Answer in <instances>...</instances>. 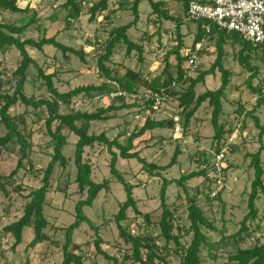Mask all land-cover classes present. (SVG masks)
Wrapping results in <instances>:
<instances>
[{"label": "rangeland", "instance_id": "1", "mask_svg": "<svg viewBox=\"0 0 264 264\" xmlns=\"http://www.w3.org/2000/svg\"><path fill=\"white\" fill-rule=\"evenodd\" d=\"M65 1L18 0V6L28 9V12L22 15L6 12L2 18L7 24L21 25L22 18H29L33 11H37L40 13L37 26L41 28L31 27L23 36L24 40H39L45 33L47 38L56 37L62 44L82 51L85 63L76 55L67 53L65 56L53 47H45L42 52L28 49L30 56L38 62L44 73L54 76V85L61 93L101 84L97 71V59L100 55L97 43L104 42L113 28L128 25L135 19L132 11L135 0H112L110 10L91 22L88 7L99 0H90L79 21L67 27L68 11L62 7ZM154 1L163 2L164 10H167L171 16L182 19L181 35L185 48L181 51V56L185 58L187 52L193 48L197 24L187 19L182 3L176 0ZM106 17H110L111 20L107 21ZM54 19L55 22H53ZM129 37L135 44L144 46L143 62L139 61L136 52L127 56L126 49H122L116 53L109 64L112 68H117L121 74H124L129 68L154 80L162 76L168 63L169 73L173 76L176 75L179 60L176 54L169 55L176 50L179 43L176 25L153 14V9L148 2H143L140 5V20L130 30ZM215 45L216 39L207 41L200 54L202 63L198 74L209 70L214 64L217 55ZM238 50L239 47H226L225 68L231 72V80L223 99L224 115L221 117V122L227 126L228 131L232 132L225 136L223 142L232 139L231 148L233 151L224 164L221 184H216L212 166L217 146H220L221 143L218 144L214 141L215 132L211 124L213 109L208 103L204 104L196 114L187 136L176 134L174 129L172 131L155 130L146 132L141 138L134 141L133 152H138L140 157L148 163L163 168L170 165L177 146L184 152L178 158L177 163L167 171L161 172L160 176H149L136 160L119 159L117 163V169L126 182L134 187L133 194L140 212L138 215L130 209L127 213V220L123 221L121 225L132 236H148L162 248L166 246L159 224L163 213L160 198L163 178L167 180L180 179L185 174L200 170L199 162L209 160L207 162V177L189 181L186 186L187 193L192 197L197 195V191L201 193L198 196L201 202L200 206L214 226V230L204 229L211 247L204 248L202 251L203 264H235L229 261V257L238 249L264 246V202L262 197L256 202L257 218L249 221L246 225V232H242V222L249 213V194L255 178L252 160L261 148L263 149L261 164L264 169V135L260 139L261 130L253 119V116L257 117L260 126L264 128V104L256 109L257 96L251 92L247 84L250 74L240 68L235 59ZM0 60L4 61L3 69L10 77L18 67L20 55L15 48H12L7 55L0 54ZM253 64L261 65L257 55L253 59ZM260 68L263 70L262 67ZM221 84V74L216 72L215 76L206 79L204 86H199L196 89L197 94H203L208 90L217 91ZM257 84L258 80L256 79L253 81V86H257ZM113 87L116 88V86ZM25 91L29 96L35 95L37 98L49 95L43 80L35 69L29 71ZM9 92L12 94L14 89ZM113 100L115 99L104 96L86 102L82 97H78L74 99L71 107L62 106L61 114H69L72 110L93 113L99 108L109 107ZM146 108L137 106L134 109L119 112L108 122L92 123L90 134H106L110 140L120 138V142L126 145L130 134L139 131L144 126L146 119L151 116ZM177 112H179L178 102L172 100L161 112L152 114V118L166 120L171 114ZM10 115L17 118L18 121L23 120L28 132H32L34 147L31 161L36 169H31L30 165L26 163L25 168L12 179L9 175L16 169L20 155L17 151H4L1 154L0 175L7 192L0 189V214L3 217L1 231L24 215V210L29 202L26 195L42 186L43 175L53 156L51 139L45 127L47 118L45 108L41 111H34L32 108H26L19 104L10 110ZM20 125L23 130V124L20 123ZM5 133V128L0 124V136ZM76 143L77 137L70 136L69 145L64 150L65 156L70 159V164L67 168L57 166L51 180L52 187L45 208L49 222L46 233L50 242L32 248L30 244L35 236L31 227L25 230L23 243L13 249L14 238L11 235L4 236L2 234L0 236V264L62 263L66 230L75 221V206L81 199L74 182L76 168L73 158ZM85 158L93 165V180L96 183L108 181L110 185L109 190L103 191L99 195L93 207L85 209L84 212L93 226L98 229V236L103 242L101 248L111 258H116L117 263L96 253L94 242L98 236L88 224H83L74 232L72 251L84 256L86 264H133L122 261L125 253L131 250V245L127 244L121 236L115 221L121 205L126 201V193L123 186L110 173L112 155L105 146L97 144L86 150ZM187 193L175 184L167 190V204L174 212V224L184 230L183 244H189L191 241V234L188 233L190 221L188 219ZM216 194H219L220 199L216 198ZM146 216L149 220L146 219ZM177 232L176 229L175 233ZM240 233L243 241L235 246L234 240ZM146 254L147 252L143 251L144 257ZM155 264H180V259L172 253L166 257L165 263L157 260Z\"/></svg>", "mask_w": 264, "mask_h": 264}, {"label": "trees", "instance_id": "2", "mask_svg": "<svg viewBox=\"0 0 264 264\" xmlns=\"http://www.w3.org/2000/svg\"><path fill=\"white\" fill-rule=\"evenodd\" d=\"M86 0H66L63 8L68 11L66 17L67 27L72 26L73 23L79 21L84 13ZM182 3L184 7L185 16L187 17V0H176ZM112 0H99L95 4L88 7L90 14V21L94 22L96 18L110 10ZM143 2H148L153 9V14L157 15L165 21H171L176 25V32L178 38V46L173 53L178 58L177 73L175 76L169 73V65L167 63L162 76L150 80L141 72H136L127 68L124 74H121L117 68H112L109 64L115 57L116 53L122 49H126V55L131 56L136 52L139 61L143 62L145 49L143 45L135 44L129 37L130 30L140 20V5ZM88 6V5H87ZM163 2H155L154 0H135L132 5V11L135 19L132 23L115 27L108 33V38L102 42L97 43L100 55L97 59V71L101 84L91 85L87 87H80L71 90L67 93H61L55 87L53 82V75L44 73L38 62L33 59L28 49L42 52L45 47H53L56 50L67 55L71 53L79 57L84 63L86 62L82 51L66 46L59 42L56 37L47 38L45 33L39 40L23 39V36L28 30L37 26L39 23L40 13L33 11L29 18H22L21 25L7 24L2 18L4 14L10 13L13 15H22L28 12V9H22L18 6V0H0V54L5 56L8 52L15 48L20 55V61L15 71L8 77L4 71V61L0 60V124L5 128L6 133L0 136V156L6 152L17 151L20 155L16 169L9 175L10 178L18 174L25 168V164H29L31 169H36L31 161L33 153L32 132H28L24 121L16 120L17 118L10 115V110L23 105L26 108H32L34 111H41L46 109L47 118L45 120V127L51 139L53 148L52 159L43 175L42 186L38 189L30 191L26 198L29 201L24 210V215L16 222L6 226L0 230V236L3 234L11 235L15 243L13 249H16L24 241V233L27 228H33L34 240L30 244L32 248L50 242V238L46 231L49 228V222L45 214V208L48 204V196L52 187L51 180L57 166L67 168L70 164V159L64 154L65 148L69 145L70 136L77 137V143L74 153L73 162L76 168L75 184L77 185L78 194L81 199L75 206V221L66 230V242L63 246V261L61 264H86L85 258L81 254L72 251L74 232L82 227L83 224H88L96 232L98 236V229L95 228L89 218L85 215V209L93 207L99 195L103 191L109 190L110 183L104 181L103 183H96L93 180V165L85 158L86 150L95 145H103L112 155L110 164V173L120 183L126 193V201L121 205L119 213L115 217L116 224L119 228L121 236L127 244L131 245V250L127 251L122 258L123 262H132L133 264H155V261L161 263L166 262V257L172 253L180 259V264H203L202 251L204 248L211 247L208 244V239L204 233V229L214 230V226L204 214L198 196L201 195L197 191V195L192 197L187 193V183L197 178L207 177V161L199 162L200 170L183 175L180 179L167 180L163 178L160 190L161 206L163 209L160 220V227L162 235L165 238L166 246L160 247L154 239L148 236H132L121 225L123 221L127 220V213L132 209L135 213L140 215L137 202L134 198V187L126 182L122 174L117 169L119 159L136 160L142 165L143 170L149 176H160L161 172L167 171L173 167L178 158L183 155V151L179 146L176 147L174 156L170 165L166 168L157 166L153 163H148L145 159L140 157L138 152L134 151V141L141 138L148 131L155 130H170L175 128L176 121L183 127L184 136L188 135L191 123L199 112L201 107L208 103L212 110L211 124L214 129V141L221 145L217 146L215 154H219L221 150L228 144V140L223 142L228 131L227 126L221 122V117L224 115L223 99L226 96L227 89L230 85L231 72L225 68V61L227 59V46L239 47L238 53L235 54V59L240 68L250 74L247 84L251 92L257 96L256 109L264 104L263 86L261 83V75L264 66V46L254 47L250 42L246 41L240 34L229 33L213 27L210 33V39H216V60L209 70L203 71L195 78L191 79L186 88L181 91L172 92L170 95L172 100L178 102V111L176 114H171L166 120H154L152 114L156 112L149 110L148 103L129 104L123 99L115 98L111 105L107 108H99L96 112L88 113L82 111L72 110L69 114H61V107H71L74 99L82 97L86 102H91L96 98L104 96L110 97L117 89L126 91L128 93L139 92L147 89L153 92L160 91L163 88L168 89L172 86L174 81L180 82L182 79V63L185 58L181 56V51L185 48V44L181 35V28L183 21L181 18L173 17L167 10H164ZM188 19V17H187ZM106 20H111L106 17ZM189 20V19H188ZM56 20L54 19L53 22ZM197 24V33L192 47L194 48L200 43L204 37L203 25ZM41 27L37 26V29ZM143 40V39H142ZM257 55V59L261 62L260 66L253 64V59ZM35 69L38 75L43 80L46 86L48 96L44 98H37L35 95L29 96L26 91V84L28 81L29 71ZM216 72L221 74L222 84L217 91H206L203 94H197V88L206 84V79L210 76H215ZM38 79V77H37ZM258 80L257 86H253V81ZM113 86H116L114 88ZM118 87V88H117ZM14 92L11 94L9 91ZM147 107L150 115L144 126L137 132H132L126 145L120 142V138L110 140L106 134L95 135L90 134L92 123L108 122L110 119L123 110H131L136 107ZM255 111V109H254ZM252 115V114H251ZM253 116V115H252ZM256 126L261 130L260 139L264 135V128L260 126L259 119L253 116ZM21 124L24 129L22 130ZM116 150V152H115ZM262 148L253 156L252 165L255 170V178L251 185V192L249 194L248 209L249 213L242 222V232H246L247 223L253 221L258 216L256 202L262 197L264 202V169L262 167ZM233 151V150H232ZM213 166V163H212ZM211 166V167H212ZM1 171V163H0ZM181 187L187 193L188 203V219L190 221L189 234H191V241L189 244H183L184 230L181 227H176L174 224V212L170 210L167 204V190L172 185ZM0 189L7 193L2 178L0 175ZM216 198L220 199L219 194ZM146 219L149 218L146 216ZM3 217L0 214V226ZM178 230L175 233V230ZM238 239V240H237ZM235 246L243 241L241 233L236 237ZM102 239L98 236L94 242L96 253L103 256L107 260L115 261L116 258H111L102 248ZM173 243V244H171ZM171 244V245H170ZM170 245V246H169ZM146 251V257L143 255ZM229 261L235 264H264V246H256L250 249H238L230 255Z\"/></svg>", "mask_w": 264, "mask_h": 264}, {"label": "built area", "instance_id": "3", "mask_svg": "<svg viewBox=\"0 0 264 264\" xmlns=\"http://www.w3.org/2000/svg\"><path fill=\"white\" fill-rule=\"evenodd\" d=\"M90 0H86V5ZM187 17L194 23H201L205 32L200 43L187 52L182 66L183 76L180 82L174 81L168 89L153 92L143 89L139 92L128 93L117 89L110 95L111 98H120L129 104L148 103L149 110L161 112L172 101L171 93L187 87L189 81L198 75L202 63L201 52L213 27L229 33L240 34L254 47L264 46V0H187ZM264 94V66L261 75ZM175 133L183 134L184 130L179 119H175ZM233 140L215 155L213 163L216 184L222 183L224 164L232 151ZM134 233V232H133Z\"/></svg>", "mask_w": 264, "mask_h": 264}]
</instances>
